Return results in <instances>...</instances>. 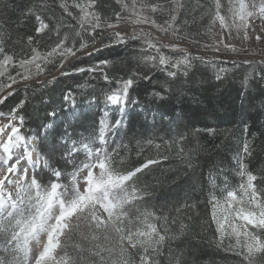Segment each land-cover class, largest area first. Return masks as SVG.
<instances>
[{
	"label": "snow or ice",
	"instance_id": "6c2138e0",
	"mask_svg": "<svg viewBox=\"0 0 264 264\" xmlns=\"http://www.w3.org/2000/svg\"><path fill=\"white\" fill-rule=\"evenodd\" d=\"M0 264H264V0H0Z\"/></svg>",
	"mask_w": 264,
	"mask_h": 264
},
{
	"label": "trees",
	"instance_id": "16d2710c",
	"mask_svg": "<svg viewBox=\"0 0 264 264\" xmlns=\"http://www.w3.org/2000/svg\"><path fill=\"white\" fill-rule=\"evenodd\" d=\"M235 93L231 97H224L221 100V103L224 105V110L220 112V117L223 119H228L236 116V114L239 112V103L235 101ZM189 116H195V113L189 109L188 111ZM253 117L257 115L255 110L252 112ZM200 119H203V117H199Z\"/></svg>",
	"mask_w": 264,
	"mask_h": 264
}]
</instances>
